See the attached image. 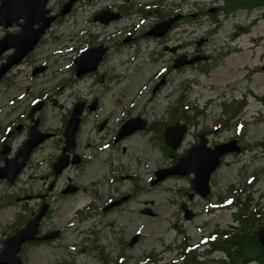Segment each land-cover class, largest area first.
<instances>
[{
  "label": "flooded vegetation",
  "instance_id": "1",
  "mask_svg": "<svg viewBox=\"0 0 264 264\" xmlns=\"http://www.w3.org/2000/svg\"><path fill=\"white\" fill-rule=\"evenodd\" d=\"M59 1L56 9L46 1L43 18L58 14L67 0ZM94 1L75 0L43 31L38 14H0V264H260L257 255L246 260L236 250L243 238H253L249 227L256 233L264 226L263 197L253 194V180L247 182L260 171H251L243 159L253 147H264V139H245L243 88L212 106L183 109L179 101L153 111L159 107L136 106L123 90L115 91L119 81L108 58L112 48L138 39L162 43L181 23L206 13L216 17L227 7L166 9L160 20L181 17L163 36L146 34L153 23L133 27L113 44L89 31L81 46L68 48L67 76L56 80L53 30L80 2L88 8ZM111 1L94 7L90 22L108 26L136 13L131 0ZM102 10L117 17L95 20ZM203 39L188 52L163 42L172 55L170 69L151 83L152 95L166 87L169 71L208 73L213 53L202 49L209 42ZM100 45L104 51L94 68L77 72L75 59ZM181 55L206 58L175 67ZM175 123L184 130L172 149L168 127ZM190 148L192 171L167 174ZM195 173H210L205 195L192 185ZM146 240L151 244L138 255Z\"/></svg>",
  "mask_w": 264,
  "mask_h": 264
},
{
  "label": "rangeland",
  "instance_id": "2",
  "mask_svg": "<svg viewBox=\"0 0 264 264\" xmlns=\"http://www.w3.org/2000/svg\"><path fill=\"white\" fill-rule=\"evenodd\" d=\"M122 1L115 0L116 3ZM111 2V0H97L88 8L82 6L80 2L64 21L56 24L53 30L56 40L54 44H50V47L53 46L56 50L55 58H53L55 64L51 67V70L56 71V80L61 76H67L65 67L68 64V56L65 54L69 53L68 48L81 46L88 39L86 33L89 31L94 32L98 39L113 44L118 36L129 30L132 31L133 27L139 31L159 21L161 19L159 14L165 13L166 9L168 11L180 6L183 11H190L196 7L203 9L211 5L225 6V0H131L136 13H131L127 20L108 26L90 22V13L94 7L107 6ZM60 3L59 0H49V7L56 9ZM127 25L131 27L127 28ZM203 37L208 38L209 42L202 49L213 53L208 73L203 74L192 68L169 71L166 87L159 94L152 95L151 83L160 73H165L166 67L170 69L172 55L164 51L163 42L168 45H180L182 51L188 52L194 48H200L196 46L195 41ZM163 42L159 43L154 39H138L134 45L130 44L120 49L112 48L108 58L109 62L116 66V68L114 66L115 78L119 81V90L116 89V92L123 90L124 93H121L136 106L143 104L149 107L158 106L159 109L152 110L163 112L165 106H177L179 101L182 102L183 109L195 105L212 106L224 95H239L243 88L245 139L248 143L264 139V68H262L264 66V7L251 10L226 8L213 18L209 13L203 14L198 21L181 23ZM51 51L49 50L50 53ZM182 83L185 89H182ZM210 106L209 110L212 109ZM262 147H253L252 152H246L243 155V159L249 162L248 168L251 171H260L256 173L255 178L247 179V182L253 180L255 191L253 194L262 196L264 201V147ZM252 155L256 157L251 159ZM248 175L252 174L247 173ZM175 184L174 181L169 182V185ZM149 241L146 240L141 243V246H137V254L141 252V248H147L151 244Z\"/></svg>",
  "mask_w": 264,
  "mask_h": 264
},
{
  "label": "water",
  "instance_id": "3",
  "mask_svg": "<svg viewBox=\"0 0 264 264\" xmlns=\"http://www.w3.org/2000/svg\"><path fill=\"white\" fill-rule=\"evenodd\" d=\"M46 1L47 0H1L0 14L1 13L3 14L6 11L15 12L18 9L24 10V14L22 16L25 17V19L30 17L32 13L34 16L38 14L40 16V20L43 22L41 23L40 31H43V29L48 25V23L51 20H53L55 17H57L58 15L63 16L67 12H69L75 0H67L61 6L58 14H56L55 16L46 17L45 19L43 17L45 13L48 12V10L45 8ZM215 9H216L215 7H210L208 11L213 12ZM116 17H117L116 14L110 16L109 10H102L96 13L94 19L106 23L109 20H113ZM180 17L181 15L177 13L162 20H159L152 24V26L146 31V34L154 35V36H163L171 28L174 22H176ZM204 41L205 39L201 38L197 41V44L200 45ZM168 49L174 50V48H170V47ZM103 51L104 48H102L101 45L83 51L75 59L76 71L81 73L85 70L93 69L97 61L101 58ZM91 53L96 55L90 56L92 55ZM200 58H206V57L196 55L187 59L186 55H181L175 59L174 66L177 67L186 63L191 64ZM262 68H264V66ZM183 130H184V126L178 125L177 123L168 127V144L172 149H175L177 147L179 141V134H181ZM66 138L69 139L68 135ZM193 164H194L193 148H190L181 160H178V162L174 166L167 169V174H177L182 170L184 173H186L187 171H192ZM209 175L210 173H201V174L195 173V177L192 179V185L195 188H198L199 186L200 188L198 189V191L202 195H205L207 192ZM256 234L259 243L264 249V226L258 229Z\"/></svg>",
  "mask_w": 264,
  "mask_h": 264
},
{
  "label": "trees",
  "instance_id": "4",
  "mask_svg": "<svg viewBox=\"0 0 264 264\" xmlns=\"http://www.w3.org/2000/svg\"><path fill=\"white\" fill-rule=\"evenodd\" d=\"M224 4L227 9L243 8L246 10H251L256 7H264V0H225ZM211 15L214 16V14ZM248 230L249 231L247 233L252 232L253 238H243V247L239 246L240 242L238 241L239 243L236 247V250L240 252V254H242L241 252H243V258H245L246 260L253 259L251 256L255 254L257 255L256 257L260 264H264V249L258 242L259 240H257L258 238L256 236V233L254 231H251L250 227Z\"/></svg>",
  "mask_w": 264,
  "mask_h": 264
}]
</instances>
